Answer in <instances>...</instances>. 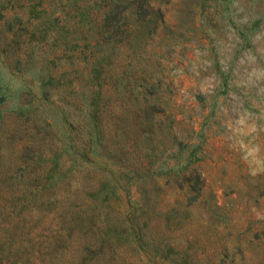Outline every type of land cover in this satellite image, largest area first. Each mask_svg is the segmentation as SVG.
Here are the masks:
<instances>
[{
  "label": "trees",
  "instance_id": "1",
  "mask_svg": "<svg viewBox=\"0 0 264 264\" xmlns=\"http://www.w3.org/2000/svg\"><path fill=\"white\" fill-rule=\"evenodd\" d=\"M173 3L0 0L3 51L7 44L16 46L6 60L0 51L1 64L24 81L26 73L38 78L30 85L32 97L15 107L12 126H18L6 125L0 107V264H235L243 258V230L230 226L206 231L216 242L174 243L166 220L173 212L160 210L156 196L185 167L155 163V145L142 164L125 144L106 143L112 136L101 118L112 85L122 102L146 113L162 101L155 94L160 82L148 72L165 53L150 45L158 38L170 47L190 36L173 28ZM191 19L184 25L195 30ZM12 88L0 74V105L13 92L19 96L21 87ZM39 138L47 147L36 144ZM82 171L88 182L80 184L72 174ZM189 185V192L199 189L197 181ZM122 191L125 208L116 206ZM40 212L49 217L45 228L36 223ZM208 212L229 221L219 205L208 206Z\"/></svg>",
  "mask_w": 264,
  "mask_h": 264
},
{
  "label": "rangeland",
  "instance_id": "2",
  "mask_svg": "<svg viewBox=\"0 0 264 264\" xmlns=\"http://www.w3.org/2000/svg\"><path fill=\"white\" fill-rule=\"evenodd\" d=\"M171 12L173 28L186 30L190 36L180 44L170 42V47L158 38L150 45L165 53L160 64L152 61L148 72L152 80L160 82L161 91L155 94L162 101L146 113L122 102L112 85L101 118L102 127L112 136L106 143L114 148L125 144L132 159L142 164L149 160L147 149L155 145L159 148L152 156L155 163L185 167L156 196L160 210L173 212L165 219L174 243L216 242L206 231L223 232L230 226L234 232L243 230V258L235 264H264V0H174ZM193 17L197 28L189 30L184 23L189 26ZM2 29L0 17V32ZM7 34L13 35L11 31ZM157 42L160 44L154 45ZM4 45L1 41V57L6 60L7 52L16 46L7 44L3 51ZM0 74L10 80L12 89L21 87L19 96L13 92L0 105L6 125L18 126H12L15 107L32 97L30 85L38 78L26 73L24 81L10 75L1 61ZM56 88L52 95L57 97L61 92L60 86ZM142 125H148L150 131L142 130ZM38 143L47 147L46 139L39 138ZM8 151L4 149V153ZM84 174L75 172L72 177L81 184L88 182ZM194 181L199 189L187 191ZM123 192L116 203L120 208L127 204ZM131 194L136 199L133 187ZM215 204L229 221L210 216L208 206ZM177 209L186 210L177 216ZM39 217L37 226L45 228L49 217L46 212Z\"/></svg>",
  "mask_w": 264,
  "mask_h": 264
}]
</instances>
